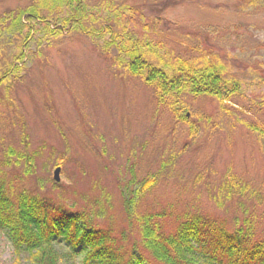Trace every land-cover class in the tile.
Wrapping results in <instances>:
<instances>
[{"label": "rangeland", "instance_id": "rangeland-1", "mask_svg": "<svg viewBox=\"0 0 264 264\" xmlns=\"http://www.w3.org/2000/svg\"><path fill=\"white\" fill-rule=\"evenodd\" d=\"M33 2L0 0V18ZM85 2L98 20L85 26L102 24L103 17H112L111 8L132 7L148 23L137 35L159 44L158 52L169 60L216 57L225 79L238 83L237 94L223 108L213 98L188 93L160 103L153 89L128 74L114 49L105 51L104 37L38 31L24 43L25 36L13 34L0 49V77L7 73L0 85V179L13 193L24 190L61 208L94 214L99 227L117 237L127 231V239H135L121 190L128 195L156 175L144 195L130 194L135 215L166 212L168 227L184 213L228 227L234 218L252 215L257 237H264V140L247 128L264 127V3ZM58 15L44 12L53 22ZM19 51L21 62L15 60ZM8 150L15 156L7 165ZM227 176L244 189L234 187L229 198ZM58 241L60 264H82L83 253L74 255L81 247ZM0 264H29L25 253L16 258L2 228Z\"/></svg>", "mask_w": 264, "mask_h": 264}, {"label": "trees", "instance_id": "trees-1", "mask_svg": "<svg viewBox=\"0 0 264 264\" xmlns=\"http://www.w3.org/2000/svg\"><path fill=\"white\" fill-rule=\"evenodd\" d=\"M75 1L36 0L12 17H1L0 49L6 42H12L13 34L25 36V43L38 31L50 35L74 31L96 39L106 38L105 51L114 49L128 74L153 89L160 103L166 97L177 99L188 93L193 97L213 98L223 108L224 103L237 94L238 83L225 79L224 68L216 57L202 54L192 60H169L167 54L158 52L159 44L139 37L137 29L146 31L148 23L146 20L142 23L138 10L116 6L111 8L112 17H103L102 24L85 26L87 21L96 23L98 20L93 19L92 9L85 0H78L74 9ZM259 2L264 3V0H249V4ZM44 12L60 15L53 22ZM23 58L24 54L19 51L15 60L21 62ZM17 69L15 65L13 70ZM6 74L0 77V85ZM180 118L185 120L186 116ZM247 128L264 140V127ZM14 156L15 153L8 150L5 164ZM156 179V175L150 176L128 195L121 190L128 226L134 225L138 233L135 239H127V231L117 237L109 228L99 227L93 221L94 214L61 208L47 198L30 196L24 190L13 193L2 179L0 228L6 232L16 258L25 253L29 264H60L61 254L57 249L60 239L72 247H81L74 255L83 253L82 264H264V237H257L252 215L234 218L229 227L200 214L184 213L172 227L166 225L167 214L163 211L135 215V198L130 194L144 195L155 185ZM225 184L227 198L234 196V187L244 190L231 176L226 177Z\"/></svg>", "mask_w": 264, "mask_h": 264}, {"label": "water", "instance_id": "water-1", "mask_svg": "<svg viewBox=\"0 0 264 264\" xmlns=\"http://www.w3.org/2000/svg\"><path fill=\"white\" fill-rule=\"evenodd\" d=\"M59 172H60V169L59 168H56L54 173H53V180L54 182L58 183L60 181L59 179Z\"/></svg>", "mask_w": 264, "mask_h": 264}]
</instances>
